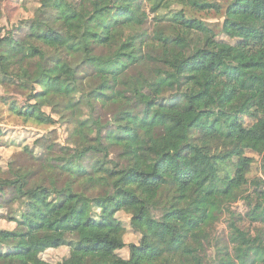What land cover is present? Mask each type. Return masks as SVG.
I'll list each match as a JSON object with an SVG mask.
<instances>
[{"label":"trees","instance_id":"1","mask_svg":"<svg viewBox=\"0 0 264 264\" xmlns=\"http://www.w3.org/2000/svg\"><path fill=\"white\" fill-rule=\"evenodd\" d=\"M36 1L33 18L0 28V84L50 108L70 144L55 153L37 140L38 171L10 165L5 176L0 166V208L17 206L7 216L15 229L0 231V259L264 264V179L251 178L255 157L264 173V0H229L224 13L218 0H177L183 18L173 22L162 14L169 0ZM212 11L224 17L216 29L192 17ZM235 51L233 72L214 64ZM38 59L35 80L22 79ZM246 78L258 86L254 103L234 109ZM100 157L114 161V177ZM240 200L245 218L232 210ZM225 212L229 242L213 250ZM62 248L69 255L58 263L43 258Z\"/></svg>","mask_w":264,"mask_h":264},{"label":"rangeland","instance_id":"2","mask_svg":"<svg viewBox=\"0 0 264 264\" xmlns=\"http://www.w3.org/2000/svg\"><path fill=\"white\" fill-rule=\"evenodd\" d=\"M222 6L223 13L229 4V0H218ZM38 2L36 0H5L0 3V28H11L18 25L20 22H24L33 18L35 10L38 8ZM184 6L177 0H169L165 3L163 9V16L168 22H173L183 18ZM221 13V15L223 14ZM218 12H194L192 17H196L202 20L215 29L221 27L224 17ZM153 22L151 20L149 27L152 28ZM217 26V27H216ZM219 31V30H218ZM219 40H230L226 35H221ZM241 58V54L238 51L233 53V57L228 61H216L217 64L225 72H233L234 64H237ZM184 59V58H183ZM230 62V63H229ZM42 60L38 59L28 71H24L21 74V78L26 81H33L38 76L41 70ZM257 84H255L250 78L245 79L242 94L237 98L234 109H240L242 107L251 108L254 103V98L257 91ZM144 98L149 100L150 94L144 93ZM17 106L20 112H27L31 115H37L44 119L45 123L37 125L33 122H26L25 119L16 114L11 106ZM232 118V117H231ZM233 119V118H232ZM247 123L249 119L245 118ZM238 134V131H236ZM37 140H41L42 144L45 142L48 144H56L55 153H59V148L67 146L69 142V129L65 123H63L58 116L53 114L50 108H41L35 101H29L28 94L18 87H4L0 84V166L5 176H9V166L12 168H19L22 170H39L40 163L34 158L35 155H41L42 150L35 144ZM32 150L35 154L31 153ZM249 154V153H248ZM251 154V153H250ZM250 156H254L251 154ZM110 158L114 157L111 156ZM255 163L252 165V179H264V173L262 172V161L260 158L255 157ZM98 166L101 170L107 173L109 176L115 175V163L114 161H107L104 157L98 159ZM38 176V174H37ZM35 177L36 180L39 177ZM2 192L6 195H13L11 188H2ZM253 188L250 187L249 192H252ZM7 207V206H6ZM0 208V231L1 230H13L15 229V223L7 219V216L17 210V206L14 209L9 207ZM233 212L237 215L245 218L247 207L242 200L232 205ZM121 219L128 225L129 216L123 214ZM229 215L225 212L210 232V241L212 243V249L216 248V243L226 244L229 242ZM243 227L245 229H253L250 222L245 221ZM126 239L129 243H137L138 237L133 234L128 227ZM211 249L212 253L214 251ZM126 252H121V255L126 256ZM69 250L62 248L59 250H50L43 255V258L51 263H58L63 258L68 257ZM0 264H24L16 258H3L0 259Z\"/></svg>","mask_w":264,"mask_h":264}]
</instances>
